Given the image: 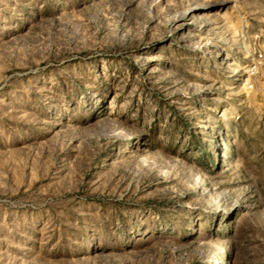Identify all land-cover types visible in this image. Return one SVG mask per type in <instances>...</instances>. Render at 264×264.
Wrapping results in <instances>:
<instances>
[{"label": "rangeland", "instance_id": "374dc122", "mask_svg": "<svg viewBox=\"0 0 264 264\" xmlns=\"http://www.w3.org/2000/svg\"><path fill=\"white\" fill-rule=\"evenodd\" d=\"M264 0H0V264H264Z\"/></svg>", "mask_w": 264, "mask_h": 264}, {"label": "built area", "instance_id": "2783aa9c", "mask_svg": "<svg viewBox=\"0 0 264 264\" xmlns=\"http://www.w3.org/2000/svg\"><path fill=\"white\" fill-rule=\"evenodd\" d=\"M264 64V53H259L252 62L248 65L247 69L245 70V74L247 77L245 78L244 84L247 85L249 88L254 86V82L252 81V77H255L261 67Z\"/></svg>", "mask_w": 264, "mask_h": 264}]
</instances>
